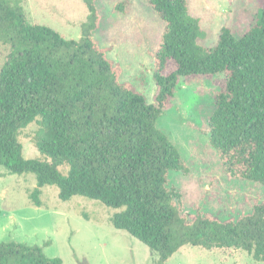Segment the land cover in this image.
I'll return each instance as SVG.
<instances>
[{
    "label": "trees",
    "instance_id": "obj_1",
    "mask_svg": "<svg viewBox=\"0 0 264 264\" xmlns=\"http://www.w3.org/2000/svg\"><path fill=\"white\" fill-rule=\"evenodd\" d=\"M145 1L163 23L153 52L152 102L121 80L119 64L95 37L103 27L99 0H82L87 14L78 38L29 22L18 0H0V43L9 48L0 68V165L35 175L37 206L40 189L54 184L61 200L80 195L120 208L113 226L145 244L155 264H166L184 245L238 248L264 262V201L235 219L197 214L187 220L168 176L188 166L155 124L181 79L221 74L207 120L209 144L228 177L264 185V0L245 32L222 26L207 47L197 44L202 31L189 0ZM33 121L43 158L23 156L19 134ZM0 264L62 259L46 256L42 246L0 241Z\"/></svg>",
    "mask_w": 264,
    "mask_h": 264
},
{
    "label": "rangeland",
    "instance_id": "obj_2",
    "mask_svg": "<svg viewBox=\"0 0 264 264\" xmlns=\"http://www.w3.org/2000/svg\"><path fill=\"white\" fill-rule=\"evenodd\" d=\"M27 20L45 24L68 38H78L87 10L82 0H18ZM260 0H189L188 12L199 19L200 46L216 43L222 26L237 35L256 19ZM103 27L95 36L109 48L108 56L121 68V80L130 82L152 102L156 91L152 78L153 52L163 23L145 0H99ZM123 12H114L117 3ZM0 43V68L8 53ZM222 75L208 80L181 79L172 106L161 113L156 127L176 145L188 166L187 172L172 171L168 185L181 215L191 220L207 214L216 220L235 219L248 213L255 202L264 201V185L228 177L216 151L209 144L207 120L213 109V95ZM38 123L31 122L19 134L23 156L43 158L35 144ZM66 168H63L65 171ZM33 173L12 174L0 165V241L42 246L48 257H60L62 264H155L157 256L141 241L111 222L120 208L84 196L68 200L58 197V187L44 185L35 205ZM166 264H264L238 248H210L184 245Z\"/></svg>",
    "mask_w": 264,
    "mask_h": 264
}]
</instances>
